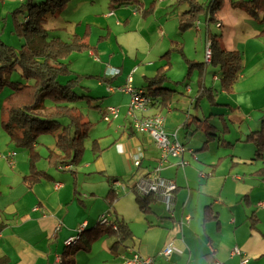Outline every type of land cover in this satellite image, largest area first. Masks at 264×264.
Listing matches in <instances>:
<instances>
[{
    "label": "crops",
    "instance_id": "obj_1",
    "mask_svg": "<svg viewBox=\"0 0 264 264\" xmlns=\"http://www.w3.org/2000/svg\"><path fill=\"white\" fill-rule=\"evenodd\" d=\"M158 1L161 2L158 7L155 0L151 1L155 8H147L144 1H140V10L146 9L145 15L137 11L134 4L101 15L84 13L74 28V32L82 35L95 27L109 32L107 19L112 16L116 25H129L132 17L138 15L145 23L136 22L143 28L145 51L141 58L137 56L138 50L134 56L121 54L122 45L113 35L115 42H101L89 49L91 55L98 52L107 61L103 69L80 73L70 68L79 74L92 75L83 78L81 83L92 80L83 86L91 97L98 98L100 116L107 105L118 108V116L111 122L101 118L107 124L114 122L108 125L105 134H97L87 143L89 134L83 139L78 164L52 165L45 159L47 150L39 147L37 141L33 145L39 154L36 166L47 175L28 187L23 176L29 171V150L0 148V264H58L67 239L74 237L80 226H93L102 215L108 221L122 219L131 231L130 237L118 241L116 236L104 233L92 242L88 251H77L75 264H119L122 256L130 257L133 250L142 256L154 257L158 264H239L240 255L231 254L234 246L248 257L246 264H264V182L255 173L264 167V160L252 159L254 146L245 140L247 133L257 129L264 118V36L258 34L263 26L249 22L242 9L223 3L217 12V21L202 16L189 28L197 33L195 61H202L200 56L204 54L210 34L218 33L225 48H228L226 41L231 46H243L238 49L242 52L243 68L230 92L219 88L215 70L209 69L208 63L204 74L198 76L193 71L192 80L187 82H181L186 72L183 68L182 75L174 76L176 91L171 102L162 108L147 107L135 112L136 116L161 113L165 131L175 132L185 147L180 156L168 157L155 170L159 166L160 151L148 133L131 127L132 118L127 113L130 94L111 91L108 86L142 89L147 77L162 66L158 58L174 43L176 23L173 13L170 29L166 30L169 26L160 18L174 7L172 4L163 6L164 1ZM83 2L74 5L73 10ZM2 3L5 1H0V6ZM170 6L173 9L168 8ZM183 7L180 5L176 12L177 19L185 11ZM158 10L162 12L156 19ZM157 33L159 37H155ZM86 34L85 41L89 44ZM198 43L203 52L197 53ZM246 44H252V50L247 49ZM198 83L220 89L218 106H210L204 96H199ZM207 112L223 114L227 131L221 135L228 143L206 140L205 134L195 128L197 118L203 119ZM211 120L215 125L221 123L216 116ZM227 122H235L238 134H228ZM51 135L47 149L54 148L56 134ZM93 142L99 147L96 154L92 153ZM11 151L16 153L9 163L6 156ZM41 160L46 161L45 167L38 166ZM155 171L158 176L173 180L176 189L170 208L163 210L158 204L163 198L153 194L152 211L144 214L128 192L136 198V182ZM108 178H114L111 184ZM124 178L125 183H120L119 179ZM110 187L115 192L126 190V200L119 207L108 195ZM208 206L215 212L214 218L204 216ZM167 243H172L176 250L165 258L160 251Z\"/></svg>",
    "mask_w": 264,
    "mask_h": 264
},
{
    "label": "trees",
    "instance_id": "obj_2",
    "mask_svg": "<svg viewBox=\"0 0 264 264\" xmlns=\"http://www.w3.org/2000/svg\"><path fill=\"white\" fill-rule=\"evenodd\" d=\"M15 1L21 4L11 11L12 30L22 39V43L16 48L0 39V93L5 87L10 88V92L3 100L2 112L5 113L6 119L1 122V125L16 148L29 150V171L23 176V182L30 187L47 175L45 171L37 168L36 161L39 154L33 148L42 134L54 129L58 130L55 135L54 148L47 149L45 155V159L52 165L71 163L76 165L81 161L83 139L91 128V122L82 121L75 104L84 101L91 105L95 99L89 95L87 88L81 85L83 78L92 77V75L74 72L64 59L72 52L86 50L91 46L85 41V34L80 35L74 32L68 39H62L45 27L48 14L63 12L69 5L73 3L76 5L83 0ZM140 1L108 0V8L114 10L123 5L134 4L136 10L145 15L146 9L140 10ZM176 2L186 5L178 22L180 28L186 29L193 27L202 16L208 17L210 21H217V12L221 9L224 0H208L207 2L176 0ZM230 5L233 8L242 9L250 18L261 24L263 27L258 34L264 36V14L261 13L264 0H230ZM24 9H26V14L23 13ZM220 37L221 34L218 33L210 34L208 46L211 59L209 62L193 61L183 54L186 72L181 82H187L193 71L201 76L209 64L216 68L215 74L219 88L224 92L232 90L243 68L242 52L225 48ZM168 63L169 60L166 58V62L162 65L164 67H160L153 76L147 77L145 86L140 89L148 98V109L162 108L171 102L176 91L167 86L169 82L166 74ZM14 70L19 75V81L10 79ZM94 77L98 78V76ZM198 86L199 96H204L210 106L219 105L217 97L220 89L206 87L202 83H198ZM77 87L81 88L80 94L76 91ZM95 107L98 106L95 105ZM214 116L219 118L222 128L218 129V125L211 120ZM195 128L205 134L206 140L228 143L221 135L227 131L226 122L221 113L211 112L203 119L197 118ZM245 140L254 146L252 159L264 160V118L257 129L247 133ZM98 152L99 147L96 142H93L92 153ZM255 173L264 182V167ZM113 180L114 178H108L110 184ZM116 194L115 190L110 187L108 195L115 199ZM135 199L142 213L148 214L152 211L151 204L154 200L152 193H138ZM204 214L206 218L215 217V212H212L210 206ZM104 233L116 236L118 241L128 239L131 235L129 227L122 219L115 218L104 222L99 218L93 226L82 227L74 238L65 244L58 264H75L77 251H88L91 243Z\"/></svg>",
    "mask_w": 264,
    "mask_h": 264
},
{
    "label": "rangeland",
    "instance_id": "obj_3",
    "mask_svg": "<svg viewBox=\"0 0 264 264\" xmlns=\"http://www.w3.org/2000/svg\"><path fill=\"white\" fill-rule=\"evenodd\" d=\"M15 0H5V4L2 3V6H0V39L11 46H14L16 48H18L21 43H22V39L19 38L15 33H13V23L11 20V11L19 6L21 4V2L19 1H15ZM84 2L81 3L77 9L73 10V4L69 5V7L63 11V12H57L56 14H52V15H47L46 16V22H45V27L48 30L53 31L52 33L55 35H58L59 37H61L62 39H68V37L70 36V34L74 33V28L75 26L82 20L83 14H87V13H96V14H106L107 11L109 10L108 8V0H93L92 2L90 0H83ZM144 1V6L147 8L150 7H154V4L152 3L153 0H143ZM152 1V2H151ZM164 1V5H171L174 7L173 11H168V14L166 16H163L162 13V17L160 18V21L166 25L169 26L166 28V30L170 29V20H171V16L174 13V23H176L175 27L176 29H174V36H173V40L174 43L167 46L168 48L160 55V58H158L159 61L162 62V65L166 62V58L169 60L168 63V68L166 70V74L167 76L170 75L172 78L169 79L170 81L168 82L167 86L171 87L172 89H175V84H174V76H180L182 75V73L184 72V69H186V63L184 60V56H186L188 59L195 61L196 59L195 57V52H194V41H195V36H196V32L193 29H182L179 27L178 22H179V18L177 19L176 17V12L179 9V6L182 5L184 7H186L185 4H179L176 2V0H163ZM198 1H205V0H198ZM155 2L157 3V7L161 4L160 1L155 0ZM226 4H230V0H224V5ZM151 5V6H150ZM170 6L168 8L173 9V7ZM73 7V8H72ZM156 7V8H157ZM183 7V8H184ZM262 14H264V7L261 10ZM162 12V10H158V12L156 13L155 18L157 19V16ZM241 13H243L241 10L239 11ZM24 14H26V9H24ZM178 14V13H177ZM244 14L248 17L249 22H257V21H252V19H250L249 15L244 12ZM148 15H150V13L148 12ZM151 18H153V15H150ZM21 18V17H20ZM114 19L115 17L112 16L110 18L107 19V21L109 22V28L111 30H109V32L106 29H99V28H91L90 32L88 31L87 35V39L89 42L90 46H94L101 42H115L113 35L116 36V42H119L122 47H121V54L123 55H129V56H134L135 51L137 52V56L139 58L142 57L144 50V39L142 37V29L139 25L140 24H136V22H139L137 20H140V22H142L143 25H145L144 20H141V15H138L137 17H132V22L129 23V25H116L114 23ZM83 31V29H82ZM213 31H215V29H213ZM224 31H226V29H224ZM216 32V31H215ZM82 35V34H80ZM158 35V33L155 35V37ZM159 37V35H158ZM225 44L227 45L228 48H236L237 50L242 48L243 46L241 45H235V46H231L230 43H227V41L225 42ZM252 44H246V48L249 50H252L251 47ZM201 43H198V47H197V53L199 52H203V50L201 49ZM89 49L87 48L86 50H82V51H75L70 53L65 59L64 61L66 63H68V66L73 69L74 71L77 72H90V70H94V72H96L98 69H103L106 66L107 61L104 60L101 55L96 52L95 54L91 55L89 53ZM167 53V54H166ZM184 54V56H183ZM95 57V58H94ZM201 60L204 61L205 60V54H201L200 56ZM199 60V59H198ZM126 62V60H124V63ZM113 64V63H112ZM164 67V66H161ZM184 68V69H183ZM209 69L216 70L215 67L210 66ZM186 71V70H185ZM12 81H19V75L17 74V72L14 70V73L11 74V78ZM189 81L192 80V76H189ZM88 83H92V80H84L81 85H88ZM193 83V81H192ZM81 88H76V91L80 94ZM10 92V88L5 87L2 92L0 93V148H8L10 146V148L15 147L13 145V143H10L9 140V135L6 133V131L3 129L1 122L3 120L6 119V115L5 113L2 112V108L4 106V98L7 95V93ZM97 100V101H96ZM78 107V112L81 115V119L82 121H90L91 122V128L88 131V136H87V142H89V140H91L93 138V136L97 135V134H105V131L107 130L108 125H113L114 122L107 124L106 122H104L101 119V116L99 115L98 109L99 107H95L99 106V100L98 98L94 99L92 101L91 105H94L93 107H89L88 104L86 102H77L75 104ZM98 108V109H97ZM217 109L220 107H216ZM208 114V112L206 113V115ZM215 118V116L213 117ZM216 125H218V127L222 128L221 124L216 123ZM227 125L229 126V130L230 132L228 133L229 135L233 136L234 134H238V129L237 127L234 128L235 122L234 123H228ZM58 132V130L54 129L53 131L49 132V133H44L41 135V137L38 139L39 142V147L41 146V148H44L45 151L47 150L46 145H48V141L50 140V138L53 136L51 134H56ZM196 132H200V131H196ZM197 134H201V133H197ZM197 140V137H195L194 141ZM44 143V144H42ZM16 148V147H15ZM18 152H23V149L20 148H16ZM86 153H84V157H85ZM45 160H41V162L38 164L39 167H45ZM121 181V182H120ZM126 179H119L120 183H125ZM129 191V190H127ZM126 190L124 189L123 191L119 192L117 191L116 193V198H115V202H118V207L123 204L126 200V194H125ZM129 191V196H131V200L135 201V197L133 195V193H131L130 195ZM116 204V206H117ZM161 205V208L164 210L166 209V205L165 203L162 201L161 203H158ZM92 244V243H91Z\"/></svg>",
    "mask_w": 264,
    "mask_h": 264
},
{
    "label": "built area",
    "instance_id": "obj_4",
    "mask_svg": "<svg viewBox=\"0 0 264 264\" xmlns=\"http://www.w3.org/2000/svg\"><path fill=\"white\" fill-rule=\"evenodd\" d=\"M208 44L204 50L206 62H209L211 59V53ZM118 71L119 70L116 68L115 72L117 73ZM108 89L111 91L120 90L130 94L127 113L132 118L131 127L135 131L148 133L160 151L159 166H157L155 170L159 169L160 165L165 163L168 157H177L182 154V152L185 150L184 145L178 140L175 132L168 133L165 131L164 117L161 113L155 112L148 115L136 116L135 112L144 111L148 107V98L140 89H133L130 86H108ZM117 116L118 108L113 105H107L103 110L101 118L106 122H111L112 120L116 119ZM15 153V151H11L7 154L6 158L10 159L9 163L13 162L11 159L14 157ZM135 164H139L138 159L135 160ZM134 188H136L139 194L152 193L160 195V197L163 198L166 207L170 208L173 200L174 190L176 189V183L171 179H165L158 176L155 171V174L150 175L148 178H143L137 181L134 185ZM188 218L189 216H186V219ZM100 219H102L104 222L108 221L105 215H102ZM81 229L82 227L80 226L79 230ZM73 238L74 237L68 238L66 243H69ZM175 250L176 248L172 243H167L160 251V255L168 258ZM231 254L240 255L239 264H246L248 262V257L246 255H242L241 250L237 246H234L231 249ZM119 264L158 263L155 261L154 257H145L133 250L130 257L122 256V260Z\"/></svg>",
    "mask_w": 264,
    "mask_h": 264
}]
</instances>
